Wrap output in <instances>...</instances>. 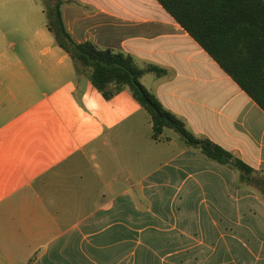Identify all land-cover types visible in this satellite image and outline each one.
<instances>
[{"label": "crops", "instance_id": "crops-1", "mask_svg": "<svg viewBox=\"0 0 264 264\" xmlns=\"http://www.w3.org/2000/svg\"><path fill=\"white\" fill-rule=\"evenodd\" d=\"M61 1L76 42L160 69L149 92L253 172L81 91L43 1L0 0V264H264V110L157 0Z\"/></svg>", "mask_w": 264, "mask_h": 264}, {"label": "trees", "instance_id": "trees-1", "mask_svg": "<svg viewBox=\"0 0 264 264\" xmlns=\"http://www.w3.org/2000/svg\"><path fill=\"white\" fill-rule=\"evenodd\" d=\"M174 20L264 110V0H157ZM48 30L74 62L78 76H87L94 88L111 100L129 90L149 114L153 139L162 141L166 129L185 145L200 150L210 160L244 174L253 170L208 139L192 134L186 124L166 110L142 84L156 67L141 68L123 52L78 43L68 31L61 0H43Z\"/></svg>", "mask_w": 264, "mask_h": 264}, {"label": "rangeland", "instance_id": "rangeland-1", "mask_svg": "<svg viewBox=\"0 0 264 264\" xmlns=\"http://www.w3.org/2000/svg\"><path fill=\"white\" fill-rule=\"evenodd\" d=\"M76 79H77L76 81L78 83H80V85L82 87V89L80 88L81 91H97L87 76H78L77 75ZM126 91H128V93H129V90H126Z\"/></svg>", "mask_w": 264, "mask_h": 264}]
</instances>
